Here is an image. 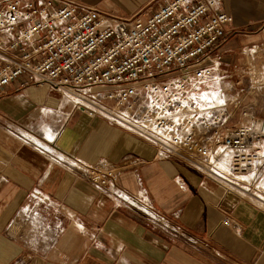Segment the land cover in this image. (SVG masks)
<instances>
[{
  "label": "built area",
  "instance_id": "2783aa9c",
  "mask_svg": "<svg viewBox=\"0 0 264 264\" xmlns=\"http://www.w3.org/2000/svg\"><path fill=\"white\" fill-rule=\"evenodd\" d=\"M155 3L145 19H119L71 1L0 2V97L16 82L65 93L73 113L107 120L153 145L158 158L193 168L227 192L239 174L258 175L264 166V116L243 122L248 96L264 90V64L253 60L256 49L240 64L220 62L216 49L232 19L222 0ZM59 133L48 144L56 146ZM64 156L57 157L63 167L96 187L116 186L106 158ZM113 194L149 220L163 219L145 195ZM32 201L50 211L43 194ZM34 223L22 211L12 228Z\"/></svg>",
  "mask_w": 264,
  "mask_h": 264
},
{
  "label": "crops",
  "instance_id": "0c3cea01",
  "mask_svg": "<svg viewBox=\"0 0 264 264\" xmlns=\"http://www.w3.org/2000/svg\"><path fill=\"white\" fill-rule=\"evenodd\" d=\"M64 1L119 19H145L156 7L155 0ZM221 9L232 19L216 49L220 62L240 64L257 49L264 64V0H222ZM58 96L47 86L21 89L16 82L0 97V264H264L263 206L158 158L153 145L103 118L76 112L68 128H31L34 116L55 110V124L68 123L72 103ZM58 129L56 146L48 144ZM23 131L42 139L50 154ZM63 153L91 163L106 158L116 168V186L96 187L66 169L57 159ZM118 189L145 195L161 223L119 202ZM35 193L47 197L49 212L32 204ZM22 211L38 223L12 228Z\"/></svg>",
  "mask_w": 264,
  "mask_h": 264
},
{
  "label": "rangeland",
  "instance_id": "374dc122",
  "mask_svg": "<svg viewBox=\"0 0 264 264\" xmlns=\"http://www.w3.org/2000/svg\"><path fill=\"white\" fill-rule=\"evenodd\" d=\"M257 55H258V50H257ZM252 57H254V56L252 55L251 58ZM257 58L258 57H255V58H253V60L258 62ZM236 88H240V87L236 86ZM57 96H58V98L61 97L62 101L64 100L65 97L69 98L68 96H66L65 93L58 92V91H57ZM247 109H248V115L249 116L244 118L243 122H248L251 118H254V117L264 116V90L261 89L259 91L254 92V93H251L248 96V98H247ZM58 112H60V110H58V111L55 110L52 113H47V114H44V113L41 114L40 113L41 117H39V115L34 116L35 118L32 119V121L35 123H32L33 125L32 124L31 125L32 126L36 125V126L31 127V128H45L46 126H50L51 128H61L62 129V128H68V127H70V125L75 124V122L77 120V116L74 113L72 116H69L70 120L68 118L69 121H67L68 122L67 124L63 122L62 124L60 123L61 125H56L54 119L57 117ZM81 114H83V113H81ZM83 116H84V114H83ZM1 118L5 121L11 120L9 117H6V116H1ZM23 133L26 137H30L32 140H34L33 135L29 134L28 132H24V131H23ZM54 133H55V131H54ZM61 158L67 159L64 155ZM237 178L238 179H236V180L241 184V186L243 188H245V190L228 185L230 189L227 192L236 194L238 196H243L249 200H252L256 204H259V205L264 207V184H262V182H264V166L260 170L258 175H255V174L253 175L252 173L248 172V173L239 174L237 176ZM220 189L222 191L224 190L222 187H220ZM31 216H33V215L31 214ZM38 220L39 219L36 218V219H34V222L36 221V224H37Z\"/></svg>",
  "mask_w": 264,
  "mask_h": 264
},
{
  "label": "bare ground",
  "instance_id": "6f19581e",
  "mask_svg": "<svg viewBox=\"0 0 264 264\" xmlns=\"http://www.w3.org/2000/svg\"><path fill=\"white\" fill-rule=\"evenodd\" d=\"M53 135H54V134H53ZM58 135H59V134H58ZM58 135H57V136H58ZM29 138H30V137H29ZM40 140H42V139H40ZM40 140H38L37 138L34 137V141H35L38 145L42 146ZM42 147H43V146H42ZM43 148H44V147H43ZM45 148H49V147H45ZM45 148H44V149H45ZM45 150H46V149H45ZM46 152L49 153L48 150H47ZM49 154H50V153H49ZM233 186L236 187V188L244 189V190H245V188H243L239 182H234V183H233ZM135 204H136V203H135ZM137 205H138V204H137Z\"/></svg>",
  "mask_w": 264,
  "mask_h": 264
}]
</instances>
